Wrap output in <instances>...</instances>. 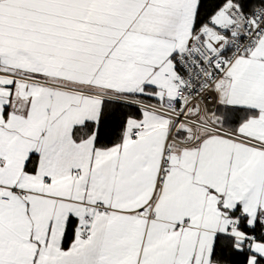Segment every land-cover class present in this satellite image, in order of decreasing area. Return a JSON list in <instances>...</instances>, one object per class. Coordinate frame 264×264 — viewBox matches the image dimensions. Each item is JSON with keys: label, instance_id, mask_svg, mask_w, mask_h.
I'll list each match as a JSON object with an SVG mask.
<instances>
[{"label": "snow or ice", "instance_id": "1", "mask_svg": "<svg viewBox=\"0 0 264 264\" xmlns=\"http://www.w3.org/2000/svg\"><path fill=\"white\" fill-rule=\"evenodd\" d=\"M0 264H264V0H0Z\"/></svg>", "mask_w": 264, "mask_h": 264}]
</instances>
